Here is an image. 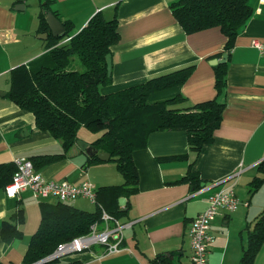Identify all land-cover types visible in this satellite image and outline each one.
Here are the masks:
<instances>
[{"label":"crops","instance_id":"0c3cea01","mask_svg":"<svg viewBox=\"0 0 264 264\" xmlns=\"http://www.w3.org/2000/svg\"><path fill=\"white\" fill-rule=\"evenodd\" d=\"M177 0H48L61 22L71 24V34L79 31L89 18L101 11L110 18L116 13L118 41L111 46V81L100 86L109 93L145 81L149 77L194 64V69L181 85L159 90L149 100L180 95V105H192L213 99L214 68L209 56L221 51L226 37L219 27L187 33L174 18L170 4ZM46 0H0V163L16 157L62 152L61 142L47 131L38 129L34 116L21 109L8 97L10 70L27 64L44 53L46 44L38 30V12ZM253 14L240 29L227 61L225 106L222 120L211 143L194 157L189 152L183 130L155 131L148 135L144 148L136 149L132 158L138 172V189L124 197L119 206L125 211L120 222L132 221L123 230L122 249L104 254L95 244L64 257L97 264H152V258L171 256L172 264H191L189 226L205 209L208 197L224 184L233 182L240 204L234 211L221 209L210 224L213 241L209 245L207 264H237L248 243L249 231L264 210V182L255 191L250 181L264 176V53L251 44L264 40V3L249 0ZM29 9V11H28ZM80 137V136H79ZM95 137H80L90 143ZM78 144L64 158L46 164L36 171L46 179L68 180L76 184L90 181L99 186L123 182L118 170L107 160H91ZM189 171L196 172L201 186L194 189L190 181L181 180ZM240 171L226 183H218ZM218 183V184H217ZM85 197L72 204L79 209ZM119 199V198H118ZM29 190L15 197L0 187V264H22L30 237L38 228L39 203ZM247 202V204H244ZM22 208L24 220L16 223L22 235L4 241V220L14 221ZM253 264H264V242Z\"/></svg>","mask_w":264,"mask_h":264},{"label":"trees","instance_id":"16d2710c","mask_svg":"<svg viewBox=\"0 0 264 264\" xmlns=\"http://www.w3.org/2000/svg\"><path fill=\"white\" fill-rule=\"evenodd\" d=\"M48 0L40 5L38 30L47 31L46 51L27 64L10 70L9 99L21 109L33 114L35 125L61 142L62 152L33 155L34 169L64 158L68 150L80 139L79 129L84 127L99 133L90 144L99 151L110 154L123 182L99 186L95 190L96 208L87 211L71 202L42 200L39 203L41 218L35 233L30 237L22 264H32L52 254L58 244L90 232L93 223L102 222V211L118 219L125 211L118 204L120 196L138 189V172L132 153L144 148L148 135L155 131L183 130L189 152L196 157L204 145L214 139V132L222 120L225 106L227 61L236 36L253 14L249 0H177L170 4L176 21L187 33L219 27L226 41L221 51L208 57L220 58L227 53V61L213 65V99L192 105H180L183 97L149 100L153 92L184 83L194 69V64L183 66L145 81L128 85L109 93L100 86L109 84L106 59L111 46L118 41L117 15L106 17L101 11L94 13L87 23L71 34V24L63 21L64 33L53 36L46 22V12L51 11ZM56 17L55 11H51ZM58 18V17H57ZM59 19V18H58ZM76 56L81 68H71ZM101 161L96 155L89 161ZM14 162L0 163V187L10 182L15 171ZM264 173V161L260 163ZM181 180H188L194 189L201 186L196 172H187ZM264 182V176L250 181L255 191ZM12 222L4 220L1 235L4 241L20 237L22 231L16 223L24 220L20 208ZM264 242V210L256 217L249 231L248 243L237 264H253L254 257ZM42 264H97L78 260H61L60 257ZM152 264H172L171 256L162 254L152 258Z\"/></svg>","mask_w":264,"mask_h":264},{"label":"built area","instance_id":"2783aa9c","mask_svg":"<svg viewBox=\"0 0 264 264\" xmlns=\"http://www.w3.org/2000/svg\"><path fill=\"white\" fill-rule=\"evenodd\" d=\"M259 1L264 3V0ZM251 44L260 53H264V40L255 38ZM13 162L16 167L15 171L10 182L4 186L5 193L9 197H15L21 191L29 190L38 200L54 198L63 202H71L78 197H85L95 201V188L88 180L76 184L68 180L46 179L34 169L29 158L19 156ZM239 172L236 171L218 183H226L232 180ZM238 204L240 201L234 192L233 182L224 184L209 195L205 209L190 222L191 264H207L209 245L213 241V236L209 233L211 221L221 209L231 212L237 208ZM101 220L100 224L93 223L91 225L89 233L58 244L52 254L60 257L71 252L83 251L95 244L103 246L104 254L120 251L122 249L123 230L130 227L132 221L120 222L105 211H102Z\"/></svg>","mask_w":264,"mask_h":264},{"label":"water","instance_id":"95a60500","mask_svg":"<svg viewBox=\"0 0 264 264\" xmlns=\"http://www.w3.org/2000/svg\"><path fill=\"white\" fill-rule=\"evenodd\" d=\"M46 22L48 23L49 28H50V32L53 36L62 35L64 33L65 28H64L63 23L51 11L46 12ZM47 36H48V32H43V33L39 34L40 38L46 39ZM227 56H228L227 53H223L220 58H217V57L211 58L209 60V63L212 65L224 63V62H226ZM105 59H106L107 74L110 75L111 74V54L107 53L105 56ZM76 143L90 157L96 155L97 158L100 160H107L110 157V154L108 152L99 151L95 146H93L92 144H90L84 140L78 139L76 141ZM124 201H125L124 197H119L118 203L120 205L124 204ZM54 202L55 203L58 202V199H54ZM55 257L56 256L54 254H50V255L46 256L45 258H42V259H40V260H38L32 264L46 263Z\"/></svg>","mask_w":264,"mask_h":264},{"label":"rangeland","instance_id":"374dc122","mask_svg":"<svg viewBox=\"0 0 264 264\" xmlns=\"http://www.w3.org/2000/svg\"><path fill=\"white\" fill-rule=\"evenodd\" d=\"M27 1H28V7L29 8L32 7L31 5H34L36 3V0H27ZM28 11H29V9H28ZM70 67L74 68V69L81 68V65H80L76 56H73V60H72ZM78 134L80 137H86L88 135H93L94 137H97L99 135V133H92L84 127H80ZM110 164H112L111 166H113V170H114V168L117 169L114 161H110ZM118 173L121 175V173L119 171H118ZM82 201L83 202L79 204L82 207H87V208L89 207V209H95L96 208V204L92 200L86 198V199H83ZM71 203H72V201H71ZM98 230H101V228H98ZM74 253H76V252H71L69 254L60 256V259L64 260V257L72 255Z\"/></svg>","mask_w":264,"mask_h":264}]
</instances>
